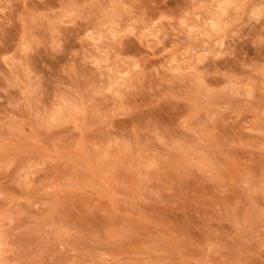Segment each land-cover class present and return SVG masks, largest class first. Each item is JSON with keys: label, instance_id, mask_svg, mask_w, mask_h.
<instances>
[{"label": "rangeland", "instance_id": "obj_1", "mask_svg": "<svg viewBox=\"0 0 264 264\" xmlns=\"http://www.w3.org/2000/svg\"><path fill=\"white\" fill-rule=\"evenodd\" d=\"M78 4L0 3V264H117L155 244L264 264V33L223 48L161 33L120 87L130 38L91 46L101 18Z\"/></svg>", "mask_w": 264, "mask_h": 264}, {"label": "clouds", "instance_id": "obj_2", "mask_svg": "<svg viewBox=\"0 0 264 264\" xmlns=\"http://www.w3.org/2000/svg\"><path fill=\"white\" fill-rule=\"evenodd\" d=\"M3 2L4 0H0V3ZM39 2L45 6L52 4V0H39ZM172 2L176 7L168 8ZM161 6L167 9L171 15L160 12ZM85 9L95 10L91 14H86L85 19H92L96 15L101 18L97 27L85 34L86 38L92 40L91 46L95 47L100 43V39H104L118 47L123 37L130 38L126 46L127 55L133 59L126 65V76L117 81L120 87L130 85L133 80H137L142 75L144 72L142 65L147 63L145 58L151 59L148 53H152L154 57L155 47L160 46L161 33L176 34L177 37L185 35L189 38L194 33L197 37L203 36L214 41L215 46L219 48H223L225 42L235 41L242 44L254 34L264 33V0H127V2L125 0H107V2L105 0H79L77 12L84 13ZM157 12H160L159 18L154 19L149 15V13ZM124 16L135 17V19H130L121 28L115 23L113 17ZM104 19L107 20V23L103 22ZM59 22L63 23L62 20ZM189 25L192 26L191 31H189ZM93 33H96L100 38L93 36ZM144 39H150L153 42L148 46V52H144V45L139 43ZM138 44L139 46H137ZM2 47L4 45L0 43V48ZM172 51L173 49L166 50V52ZM211 51H215V48H212ZM115 59H120V56L116 55ZM100 62L106 61L101 60ZM196 63H200V61L197 60ZM209 69L214 71L215 66L210 64ZM169 71L173 76L177 75L171 65ZM184 71L193 81L198 78V74L193 71L192 67L186 68ZM156 75L159 76V73ZM209 82L213 87L219 83L215 80ZM196 95L201 101L207 97V93L203 89H199ZM258 175L264 180V166L258 170ZM108 264H112V262L110 261ZM117 264H182V262L175 259V250L172 247L155 244L142 249L139 259L134 261L119 260Z\"/></svg>", "mask_w": 264, "mask_h": 264}]
</instances>
